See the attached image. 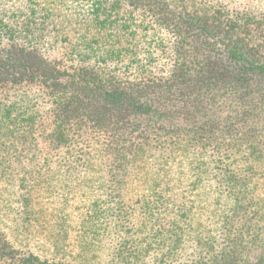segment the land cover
I'll return each instance as SVG.
<instances>
[{"label":"trees","instance_id":"1","mask_svg":"<svg viewBox=\"0 0 264 264\" xmlns=\"http://www.w3.org/2000/svg\"><path fill=\"white\" fill-rule=\"evenodd\" d=\"M214 1L0 17V264H168L187 211L192 263L264 264V10Z\"/></svg>","mask_w":264,"mask_h":264},{"label":"rangeland","instance_id":"2","mask_svg":"<svg viewBox=\"0 0 264 264\" xmlns=\"http://www.w3.org/2000/svg\"><path fill=\"white\" fill-rule=\"evenodd\" d=\"M50 1H55L54 4L57 3V6L60 10L61 16L58 18L57 23L65 25L68 20H72V22L77 21V17L86 16L88 13L93 9V6L96 4V0H0V17L4 18V22H10L11 19H19L22 20L27 17L30 12V6L32 7H39L45 3H49ZM197 3H206L211 5V3H215L214 0H194ZM224 2L228 3L231 9L233 8H243L248 7L249 5L256 4L264 10V0H223ZM251 7V6H249ZM78 15V16H77ZM77 16V17H76ZM38 19H40L38 17ZM20 25V23H19ZM70 26V25H69ZM68 26L69 35H71L72 39L78 36L77 32H75V27H79L78 23H75L74 26ZM75 33V35H74ZM8 40L5 37L0 39V49L5 48L8 46ZM54 55V54H53ZM28 85L23 86V90L26 91L28 95H35L37 91V87L35 85ZM14 92L8 90H0V99L10 96ZM185 184V183H184ZM187 195V194H186ZM188 196V195H187ZM188 198V197H186ZM185 198V199H186ZM183 199V200H185ZM182 200V201H183ZM191 201V200H190ZM190 205V202H187V206ZM40 214V210H38ZM161 219V221H158ZM155 226L157 223L164 224L161 227L156 228V234L158 233H167L168 230L174 233V238L176 242V246H178L171 257V261L168 264H194L192 261H195L196 255L192 252L194 250V246L189 242H182V237L185 238L187 235L192 233H197L200 231H204V228L200 226V224H204L205 222H209V218L206 215L203 217L200 215L199 212H185L181 217L174 219H167L163 216H159ZM78 224V223H77ZM76 223L74 225H77ZM153 224V223H152ZM208 224V223H207ZM107 226H112V224H107ZM37 230L41 229L40 222L36 226ZM211 228V226H207L206 229ZM153 229L151 232L149 230L140 233L138 236L146 240L149 236L153 235ZM149 231V232H148ZM165 244H168L167 240H162Z\"/></svg>","mask_w":264,"mask_h":264}]
</instances>
